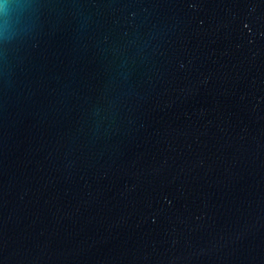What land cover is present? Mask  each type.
<instances>
[{
	"label": "water",
	"instance_id": "water-1",
	"mask_svg": "<svg viewBox=\"0 0 264 264\" xmlns=\"http://www.w3.org/2000/svg\"><path fill=\"white\" fill-rule=\"evenodd\" d=\"M0 264H264V0H4Z\"/></svg>",
	"mask_w": 264,
	"mask_h": 264
},
{
	"label": "clouds",
	"instance_id": "clouds-1",
	"mask_svg": "<svg viewBox=\"0 0 264 264\" xmlns=\"http://www.w3.org/2000/svg\"><path fill=\"white\" fill-rule=\"evenodd\" d=\"M4 6V0H0V7Z\"/></svg>",
	"mask_w": 264,
	"mask_h": 264
}]
</instances>
